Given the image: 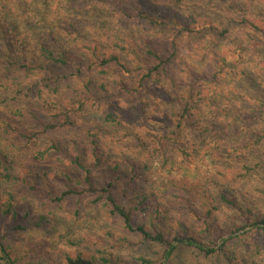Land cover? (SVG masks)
<instances>
[{
	"label": "trees",
	"instance_id": "obj_1",
	"mask_svg": "<svg viewBox=\"0 0 264 264\" xmlns=\"http://www.w3.org/2000/svg\"><path fill=\"white\" fill-rule=\"evenodd\" d=\"M240 6L238 0H0V105L27 98L33 89L37 95L43 91L59 94L61 88L67 91L66 99L47 103L51 111L47 119L29 112L32 129H19L10 123L11 116L22 114L21 110L0 107V188L8 196L0 203V220L17 212L12 190L20 181L27 183L16 167L23 165L28 146L38 160L56 154L59 162L65 158L79 171L76 179L63 173L59 194L49 189L43 194L49 206L66 197L76 199V205L86 197L92 198L95 206L103 205L108 217L130 236L119 238L115 241L118 245L110 249L156 248L154 258L137 255L140 264H238L235 249L245 243L241 236L254 231L257 237H264V212L256 207L264 200V188H256L259 200L252 203L239 187L249 185L252 177L264 180V82L259 74H245V81H238L240 88L232 89L235 97H248L251 105L234 116L221 115L214 96L205 94L201 87L203 82L219 84L217 74L212 82H206L200 74L181 76L169 69L176 58L185 66L184 39H197L201 43L199 51L206 56L210 41L241 26L248 29L249 41L257 38L253 34L260 38L257 44L250 43L256 47L261 43L264 50V28L244 13L239 15V9L243 11ZM134 24L142 25L135 28L138 32L131 30ZM158 33L167 40L171 38V50L166 54L156 49ZM59 34L65 37L59 39ZM31 36L35 39L34 55L26 53ZM137 38L141 48L135 46ZM233 47L241 48L239 53L244 48L240 43ZM213 65L233 67L221 52L213 53ZM30 73L41 76L26 80ZM157 84L165 87L159 89L160 104L154 105L149 96ZM121 96L141 102L142 112L165 118L163 126L149 134L155 140L157 155L136 137L150 156L140 161L126 158L128 175L123 180L119 164H107L108 157L100 151V138L118 133L115 104ZM217 125L220 127L214 130ZM12 126L21 130L16 137L10 133ZM72 127L85 131L89 163L79 154L67 153L53 135ZM28 132L34 133L36 141L25 137ZM39 139L42 141L38 144ZM209 145L213 149L209 158L219 167L212 175H203L195 183L169 177L170 172L155 180L147 175L154 162L162 168L179 158L186 165L200 149L204 150L202 157L209 154ZM101 167L106 171L98 176ZM29 188L38 189L33 184ZM177 207L182 211L177 228L163 226V220ZM26 212L23 223L30 213ZM75 213L77 218L80 209ZM52 221L49 213H41L29 224L43 228ZM186 221L199 225V229L192 232ZM13 228L24 230L20 224ZM70 234L59 233L57 240L79 245L80 241ZM8 247L0 239L1 263L19 264ZM257 247L254 245V249ZM243 251L247 257L243 264H252L253 254L247 245ZM101 253L99 259L65 254L63 261L111 264L112 253ZM22 264L50 262L39 257Z\"/></svg>",
	"mask_w": 264,
	"mask_h": 264
},
{
	"label": "rangeland",
	"instance_id": "obj_2",
	"mask_svg": "<svg viewBox=\"0 0 264 264\" xmlns=\"http://www.w3.org/2000/svg\"><path fill=\"white\" fill-rule=\"evenodd\" d=\"M238 3L243 9V11L239 9V15L244 13L256 25L264 28V0H238ZM51 7L54 8V6ZM237 21L240 22V18ZM30 23L32 27L34 24L32 21ZM141 26L134 24L131 30L138 32L135 28L138 27V29H141ZM248 32L246 27L241 26L240 28L233 29L226 36L215 38L213 41H210L207 51L208 55L206 56H202L203 52L199 51L198 47L201 43L197 39H184L181 45L186 47V51L184 52L186 54L182 57L184 58V62H186L185 66L179 58H176L174 64L170 62L169 72L177 71V74L181 73V76L192 75V77L200 74L206 82H212L214 79L213 76L217 74L219 84L215 85L214 82L206 84L203 82V86L201 87L205 91V94L211 97L214 96L213 101L218 106L217 108L221 112V115L231 113L234 116L236 113L242 112L243 108L251 105V101H249L248 97H242V99L240 95L239 98L235 97L236 93H234L235 90L232 87L235 89L240 88L238 81L240 78H242L241 82L245 81V74H250L251 76L259 74L264 82V50H261V43L258 47L250 43L254 42L257 44L260 38L251 31V34L258 39L249 41ZM157 35V37H160L155 42L157 45L156 49L160 53L166 54L167 50L170 49L169 40L171 38L167 40L159 33ZM23 37L24 35H22ZM64 37L65 34L64 36L59 34V39ZM34 40V36L27 39V54L33 51ZM236 43H240L244 47L240 53L237 50L241 48L235 50L233 47ZM139 44L141 45L140 39L137 38L135 46L141 48ZM212 51L223 53L225 59L231 62L233 67L219 68L214 66V52ZM32 55H34L33 52ZM225 73L228 75H225ZM40 76L39 73H30L26 80L40 78ZM162 87L165 86L157 84L152 88L149 100L154 105L160 104L162 94L159 92V89ZM59 92V94H53L43 91L41 95H37L36 89H33L29 97H23L13 101L9 100L7 104L0 105V107L1 109L5 107L7 110L12 109L13 111L17 110L16 108L21 110L22 114L11 116L10 123L19 129H27L28 127L32 129L30 127L32 119L30 118L29 112H36L40 116L39 119H47V114L49 115L51 113L46 108L47 103L49 101H57L58 98H61V100L67 98V91L64 88H61ZM141 105V102L139 104L135 103L133 100L124 96L117 98L115 116L119 122L118 133L115 136L109 135L100 138L101 153L108 157L107 164H119V172L121 173L122 180L128 175V165L125 163L126 158L129 157L130 159L140 161L145 159L146 156H150L149 153H146L147 150L139 146L140 143L136 141V137L149 144L151 146V153L157 155L154 148L156 144L153 143L155 140L149 134H154L160 125L163 126L165 118L161 119L158 114L150 116L142 112ZM161 107H163V104ZM219 127L220 125L214 126V130H217ZM17 128L10 131L14 137L21 131ZM53 135L61 142L63 147L65 146L67 148V153L70 155L79 154L84 161L88 163L91 161L89 146L86 142L85 131L82 127L63 129ZM25 137H31V141H36L37 139L32 132H28ZM41 141L39 139L37 143L39 144ZM18 145L21 144L18 143ZM30 148L32 149V147ZM31 149L27 146L25 150L26 158L22 161L23 165L20 164V167L18 165L16 167L17 170H20V175L27 182L23 184L20 181L21 184H18L12 190L16 198L15 210L17 212L14 216L11 212L0 220V239L4 241L6 246H9L8 249L11 251V257L17 259L19 264L31 259L35 260L39 257L49 261L50 264H64L63 257L65 254L73 256L79 253L87 258L95 256L99 259L100 252H102V255L112 253L111 264H140L136 261L137 255L140 254L154 258V251H156L154 247L143 249L142 247L129 248L124 246L118 249H110L112 246L118 245L115 241H118L119 238L129 239L130 236L128 238V235H126L122 226L117 221L108 217L103 205H93L91 203L92 198H82L76 205V199L66 197L61 203L49 206L48 198L43 194L44 190L49 189L53 194H59L62 188V181L65 179L63 173L68 172L73 177L72 179L79 177L80 173L77 169L71 167L69 161L65 158L59 162L56 154H52L43 160H38L34 158L35 152ZM206 149H209V154L202 157L201 155L204 150L200 149L197 157L191 158V162L186 165L182 164L179 158L166 162L162 168L160 167V163L154 162L147 175L155 180L161 174L166 176L170 172L169 177L195 183L199 177L212 175L219 168L213 165L209 158L212 156V146L209 145ZM105 171L106 168L101 167L96 172V175L98 174L99 176ZM29 184L35 185L38 189L30 190ZM239 187L243 189L244 194L247 195L252 203H256L259 200L257 193H255L256 188H264V180L257 181L256 177H252L249 185L241 184ZM7 199L8 196L5 194L4 188H0V203L5 202ZM256 207H259L264 212V200H261ZM78 208L80 209V213L76 218L75 212ZM27 210L30 213L27 216V221L23 223V217ZM181 212L177 207L173 211V214L168 215L163 220V226L177 228L179 223L178 219L182 218L179 215ZM223 212L226 213V211ZM41 213H49L53 219L52 224L43 228L30 225L29 221H32ZM186 222L187 227L192 232L199 229V225L189 221ZM18 224L23 225L24 230L13 228ZM245 230L246 228L239 232ZM67 231H71L70 236L73 240L77 239L80 241L79 245L69 246L65 242L57 240L59 233H65ZM108 232L109 234H107ZM241 238L245 240V243L239 244L235 249L237 263L243 264V259L247 258L245 251H243L247 245L249 251L253 254L250 256V262L256 264L258 260V264H264V237H259V235L257 237V234L253 231L251 235L249 233L243 234ZM254 245L258 247L254 249ZM0 264H2L1 261Z\"/></svg>",
	"mask_w": 264,
	"mask_h": 264
}]
</instances>
